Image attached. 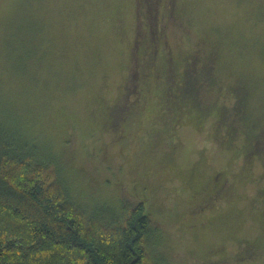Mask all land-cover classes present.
Instances as JSON below:
<instances>
[{
    "label": "rangeland",
    "instance_id": "obj_1",
    "mask_svg": "<svg viewBox=\"0 0 264 264\" xmlns=\"http://www.w3.org/2000/svg\"><path fill=\"white\" fill-rule=\"evenodd\" d=\"M138 2L0 0V123L13 125L7 118L15 116L89 210L133 205L141 193L135 185H146L166 264H214L221 248L233 257L252 239L262 245L260 257L227 264H264V141L247 162L238 159L248 138L232 112L234 93L244 90L253 133L264 126V0H162V15L168 5L171 14L159 36L178 71L197 56L212 79L199 92L208 114L201 121L183 115L162 143L137 142L129 123L116 140L109 124L129 96ZM221 109L229 114L224 124ZM229 123L236 132L227 145ZM214 183L226 197L190 219L207 199L201 188Z\"/></svg>",
    "mask_w": 264,
    "mask_h": 264
},
{
    "label": "trees",
    "instance_id": "obj_2",
    "mask_svg": "<svg viewBox=\"0 0 264 264\" xmlns=\"http://www.w3.org/2000/svg\"><path fill=\"white\" fill-rule=\"evenodd\" d=\"M161 2L139 0L137 4L139 24L132 49L135 69L129 96L109 120L116 127V140L126 136L128 129L123 123H129L135 126L137 142H171V130L183 115L201 121L210 110L199 92L201 81L212 80L211 69L200 67L195 56L185 58L178 71L180 62L159 36L160 21L164 24V16L171 14L168 5L162 15ZM234 98L233 115L244 125L248 138L238 159L247 162L264 141V126L253 133L254 124L245 112L244 90H236ZM219 115L221 123H226V109ZM7 121L13 125L0 123V264H166L157 250L159 224L144 203L146 185H135L141 193L133 205L123 200L119 205L101 204L103 208L89 210L71 196L52 157H40L41 146L22 132L16 117L8 116ZM235 132L236 126L229 123L222 138L227 145ZM197 172L191 170V181ZM211 185L201 188L209 191L207 199L193 208L195 216L189 215L190 219L226 197L227 188ZM261 249L259 240H245L233 257H226L221 248L211 263L251 262L260 257Z\"/></svg>",
    "mask_w": 264,
    "mask_h": 264
}]
</instances>
